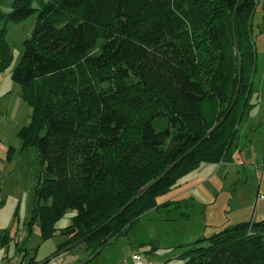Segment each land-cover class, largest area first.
<instances>
[{
    "label": "trees",
    "instance_id": "16d2710c",
    "mask_svg": "<svg viewBox=\"0 0 264 264\" xmlns=\"http://www.w3.org/2000/svg\"><path fill=\"white\" fill-rule=\"evenodd\" d=\"M259 1L13 0L10 12L0 7V73L13 62L7 26L38 13L12 79L33 110L18 137L39 154L32 222L40 221L44 241L74 211L59 251L80 242L100 251L202 165L234 162L254 108ZM0 241L9 244L3 231ZM179 259L264 264V221L201 237Z\"/></svg>",
    "mask_w": 264,
    "mask_h": 264
},
{
    "label": "rangeland",
    "instance_id": "374dc122",
    "mask_svg": "<svg viewBox=\"0 0 264 264\" xmlns=\"http://www.w3.org/2000/svg\"><path fill=\"white\" fill-rule=\"evenodd\" d=\"M12 2L1 0L0 7L10 12ZM37 17L35 13L23 22L7 26L6 39L13 50V62L8 69L11 73L22 58L24 41L31 36ZM253 29L257 53L254 108L240 131L236 164L202 165L159 197V208L145 214L126 235L100 251L85 242L59 251L60 244L66 240L60 230L71 224L75 212L61 218L55 235L43 240L40 221L32 222L41 163L37 150L28 147L23 160L26 168L23 185L18 189L15 184L5 186L0 197V229L4 226L2 230L9 237L8 245L0 241V264H11V258H17V264H122L131 251H137L149 264H182L179 256L187 250V245L224 227L250 221L262 179L258 167L262 170L264 166V154L259 146L264 136V0L257 5ZM167 203L172 204L163 206Z\"/></svg>",
    "mask_w": 264,
    "mask_h": 264
},
{
    "label": "crops",
    "instance_id": "0c3cea01",
    "mask_svg": "<svg viewBox=\"0 0 264 264\" xmlns=\"http://www.w3.org/2000/svg\"><path fill=\"white\" fill-rule=\"evenodd\" d=\"M32 115L33 110L24 100L21 87L13 81L11 71L7 70L0 73V197L5 192V186L15 184L16 189H18L23 185V174L26 170L23 160L27 149H24L23 142L18 137V132L22 127L30 124ZM259 146L263 155L264 136L260 140ZM237 154L238 152L234 157ZM226 164H236L235 158L234 162ZM259 167L258 172L261 174L262 179L256 194L254 212L250 221L244 220L242 222L264 221V166L262 170ZM3 227L0 231H3ZM131 245L135 246L134 242H131ZM139 255L137 251H131L130 257L126 258V262L122 264H134L135 257Z\"/></svg>",
    "mask_w": 264,
    "mask_h": 264
},
{
    "label": "built area",
    "instance_id": "2783aa9c",
    "mask_svg": "<svg viewBox=\"0 0 264 264\" xmlns=\"http://www.w3.org/2000/svg\"><path fill=\"white\" fill-rule=\"evenodd\" d=\"M264 171V170H263ZM23 241V239L22 238H20L19 239V242L21 243ZM10 262H11V264H17V262H18V260H17V258H15V259H10ZM134 264H149V263H147L145 260H144V258L142 257V256H136L135 257V262H134Z\"/></svg>",
    "mask_w": 264,
    "mask_h": 264
}]
</instances>
